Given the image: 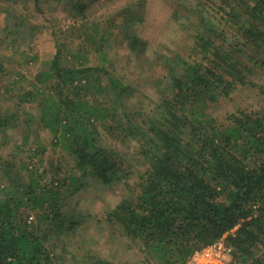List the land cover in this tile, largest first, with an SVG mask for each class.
I'll list each match as a JSON object with an SVG mask.
<instances>
[{"label":"trees","instance_id":"1","mask_svg":"<svg viewBox=\"0 0 264 264\" xmlns=\"http://www.w3.org/2000/svg\"><path fill=\"white\" fill-rule=\"evenodd\" d=\"M73 1V11L82 16L87 5ZM193 1L186 8L192 53L160 56L164 75L150 113L129 110L122 102L127 88L117 78L110 80L114 105L104 115L91 108L87 124L82 113L72 111L80 101L61 96L53 110L45 99L40 123L56 139L63 137L67 163L73 164L41 170L28 165L24 175L7 163L0 187V264H65L49 242L87 223L82 213L67 216L64 197L85 189L89 178L121 187V201L106 216L117 234L104 235L101 228V237L107 246L122 241L126 250L143 254L141 264H185L195 251L226 235L231 264H264V107L236 108L223 124L214 117L218 105L235 94H264V0ZM33 2L38 6L39 0ZM12 18L17 19L9 13L1 44L14 53L33 52L34 34ZM135 26L133 19L123 23L121 36L131 52L144 55L148 43ZM61 57L57 45L36 84L54 79L66 88L78 76L100 72L64 65ZM94 116L110 118L109 130L120 139L137 141L138 158L105 145ZM27 124L29 142L33 129ZM34 142L39 150L30 151L44 156L36 132ZM33 213L37 223L29 222ZM83 258L88 264H112L98 251L87 250Z\"/></svg>","mask_w":264,"mask_h":264},{"label":"rangeland","instance_id":"2","mask_svg":"<svg viewBox=\"0 0 264 264\" xmlns=\"http://www.w3.org/2000/svg\"><path fill=\"white\" fill-rule=\"evenodd\" d=\"M82 2L87 7L81 16L73 11L76 4L73 0H39L38 6H35L33 0H0V33L7 26V16L11 13L17 17L11 19L12 23L22 25L25 31L35 36L31 45L33 52L14 53L6 48L5 42H0V187L6 183L1 177L8 169L7 163L24 175L28 165L32 170L35 167L41 170L43 166L57 167L59 162L64 169L72 166V162L67 163L68 158L62 146L63 137L56 139L40 123L45 99H50L48 105L53 110L54 102L60 105L61 96L80 101L72 111L74 116L77 112L82 113V121L87 124L91 108H98L104 115L114 105L110 80L117 78L127 88L122 102L129 110H141L148 114L151 112V103L158 101V79L164 75L160 56L176 53L188 56L192 53L194 43L189 37L191 30L186 29L189 27L186 26V8L195 5L193 0ZM131 19L136 21L135 32L138 37L148 43L144 55L136 56L131 52L121 36L123 23ZM105 37L107 40L103 42L102 38ZM0 39L3 40L2 34ZM95 41L100 49L98 53ZM57 45L61 49L64 65L99 68L100 72L95 70L85 76H78L66 88L57 87L54 79L44 85L36 84L37 75L48 71ZM260 75L264 79V73ZM256 91L246 92V95L235 94L233 100L222 101L214 114L219 124L225 123L226 115L234 113L236 108L264 107V94L260 95ZM28 121L29 124L33 122L29 142L25 140L29 132ZM112 123L110 118L103 121L94 116L93 124L103 135L105 145L117 149L129 159L138 158L137 141L120 139L118 132L109 130L114 127ZM35 132L39 134L42 147L46 149L44 156L36 157L35 151H30L31 148L37 149ZM87 183L85 189L64 197L67 216L76 217L82 213L87 217V223L75 234L54 236L49 245L65 264H88L83 258L87 250L98 251L112 264H141L143 254L126 250L125 244L120 243L122 241L108 247L106 239L101 237L102 233L117 234L107 225L106 216L121 201V187L118 184L106 186L92 178ZM29 222L37 223L35 213Z\"/></svg>","mask_w":264,"mask_h":264},{"label":"built area","instance_id":"3","mask_svg":"<svg viewBox=\"0 0 264 264\" xmlns=\"http://www.w3.org/2000/svg\"><path fill=\"white\" fill-rule=\"evenodd\" d=\"M227 236L195 251L185 264H231L233 248L228 244Z\"/></svg>","mask_w":264,"mask_h":264}]
</instances>
